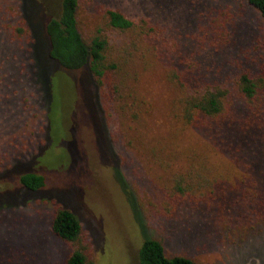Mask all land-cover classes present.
Returning a JSON list of instances; mask_svg holds the SVG:
<instances>
[{
    "label": "trees",
    "instance_id": "16d2710c",
    "mask_svg": "<svg viewBox=\"0 0 264 264\" xmlns=\"http://www.w3.org/2000/svg\"><path fill=\"white\" fill-rule=\"evenodd\" d=\"M206 1L210 7L197 15L201 36L192 42L168 39L158 24L99 0H61L56 16L31 29L40 52L41 33L54 68L87 71L113 142L161 172L158 201L145 211L165 220L204 211L224 229L248 230L264 225V0ZM245 8L260 20L257 33ZM82 9L92 19L87 33ZM17 31L29 35L25 27ZM39 62L51 101L54 68ZM19 183L30 191L46 186L35 173ZM50 230L70 250L65 264H96L81 223L56 202ZM137 264L194 263L167 256L153 238L142 243Z\"/></svg>",
    "mask_w": 264,
    "mask_h": 264
},
{
    "label": "rangeland",
    "instance_id": "374dc122",
    "mask_svg": "<svg viewBox=\"0 0 264 264\" xmlns=\"http://www.w3.org/2000/svg\"><path fill=\"white\" fill-rule=\"evenodd\" d=\"M99 1L130 19H149L168 39L189 42L201 36L197 15L211 5L206 0ZM60 3L0 0V264H65L70 250L50 230L54 202L81 223L96 264H137L142 243L153 238L167 256L183 255L194 264H264V225L232 232L204 211L171 220L145 211L158 201L161 172L113 142L87 71L54 68L43 53L41 33L42 54L36 47L31 24L39 19L45 24ZM240 11L257 33L261 24L255 12ZM78 18L81 30L90 32L88 12L82 9ZM19 26L29 35L19 33ZM41 59L54 68L51 101ZM28 173L42 175L45 188H23L19 179Z\"/></svg>",
    "mask_w": 264,
    "mask_h": 264
}]
</instances>
